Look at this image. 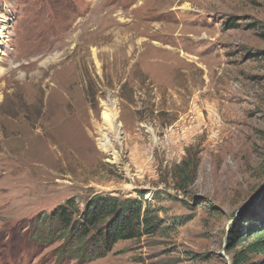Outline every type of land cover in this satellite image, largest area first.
<instances>
[{"label":"rangeland","instance_id":"374dc122","mask_svg":"<svg viewBox=\"0 0 264 264\" xmlns=\"http://www.w3.org/2000/svg\"><path fill=\"white\" fill-rule=\"evenodd\" d=\"M263 187L264 0H0V264H233L227 233L255 241ZM95 193L144 197L164 226L83 263L35 242Z\"/></svg>","mask_w":264,"mask_h":264},{"label":"trees","instance_id":"16d2710c","mask_svg":"<svg viewBox=\"0 0 264 264\" xmlns=\"http://www.w3.org/2000/svg\"><path fill=\"white\" fill-rule=\"evenodd\" d=\"M187 153L175 168L179 189H186L195 180L200 164L198 152L192 156L191 149H188ZM254 211L251 206L242 209L241 213L252 215ZM164 223L158 211L152 209L144 197L95 193L82 209L74 205V200L54 209L39 222L40 231L35 232V236L37 240L49 242L65 238L59 246V257H75L83 263L108 254L120 241L151 236L163 228ZM248 231L235 228L227 233V250H235L233 264H252L251 255L264 250V229L260 233L252 232L254 242L236 249L246 239Z\"/></svg>","mask_w":264,"mask_h":264},{"label":"bare ground","instance_id":"6f19581e","mask_svg":"<svg viewBox=\"0 0 264 264\" xmlns=\"http://www.w3.org/2000/svg\"><path fill=\"white\" fill-rule=\"evenodd\" d=\"M140 8V7H139ZM138 8V9H139ZM157 15H158V13H157ZM85 24V23H84ZM75 27V26H74ZM82 27V26H81ZM90 28V27H89ZM80 31V30H79ZM103 31V30H102ZM79 33V32H78ZM81 34V33H80ZM77 39V38H76ZM64 42H66V44L68 43L67 42V40L66 41H64ZM62 43V42H61ZM65 44V43H64ZM68 45V44H67ZM64 46V45H63ZM71 46V45H70ZM55 47V46H54ZM56 48V47H55ZM70 48V47H69ZM38 50V49H37ZM57 50V49H56ZM39 52V51H38ZM35 54V53H34ZM38 54V53H37ZM36 54V55H37ZM46 54V53H45ZM35 56V55H34ZM55 56V55H54ZM59 57V56H58ZM53 59V58H52ZM48 61H50L49 59H48ZM47 61V62H48ZM53 62V61H52ZM44 66V65H43ZM49 82V81H48ZM115 106V105H114ZM107 107V106H106ZM107 109V108H106ZM117 110V109H116ZM112 112V110L111 111H109V110H106V111H104L103 112V117H104V120L107 122V125H109V128L111 129V130H113L116 134H118V131H119V126L120 125H117V122H118V114H113V113H111ZM116 112V111H115ZM118 112V111H117ZM102 127H104V126H102ZM106 127V126H105ZM107 135V134H106ZM120 136V135H119ZM100 139V138H99ZM99 144V146H100V148L102 149V150H105V151H107L110 147H111V142H110V140L109 139H107V140H103V138L101 139V141L98 143Z\"/></svg>","mask_w":264,"mask_h":264},{"label":"water","instance_id":"95a60500","mask_svg":"<svg viewBox=\"0 0 264 264\" xmlns=\"http://www.w3.org/2000/svg\"><path fill=\"white\" fill-rule=\"evenodd\" d=\"M264 196V187L261 189V191L259 192L258 194V197L257 198H262ZM253 199H251L249 202H248V205H251L253 204Z\"/></svg>","mask_w":264,"mask_h":264}]
</instances>
